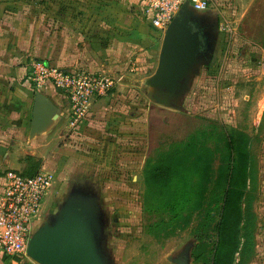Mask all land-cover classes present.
<instances>
[{
	"label": "rangeland",
	"instance_id": "374dc122",
	"mask_svg": "<svg viewBox=\"0 0 264 264\" xmlns=\"http://www.w3.org/2000/svg\"><path fill=\"white\" fill-rule=\"evenodd\" d=\"M67 1L75 6V0ZM143 2L132 11L137 27L149 26L147 34L131 38L128 71L134 68L133 75L98 98L112 106L113 132L109 130L102 142L90 145L81 142L78 129L74 131L68 123L65 134L68 132L69 138L52 135L34 147L44 154L36 157L42 163L36 171L46 168L56 175L34 233L46 224L53 226L66 212L83 211L107 237L104 251L108 264H214L219 240L216 227L222 219V203H218L215 191L221 167L230 160L226 138L236 130L241 134L237 139L242 157L236 188L243 190L244 197L243 220L235 227L239 246L232 264H264V79L257 81L251 69L264 59V0H219V8L199 12L202 19L194 24L201 30L204 47L188 74L186 89L168 103L157 100L156 95H165L146 84L158 67L165 33L147 24L140 13ZM62 4V0H0V8L19 11L21 31L26 32L27 26L31 31L35 25L28 77L36 93L42 91L35 90L32 83L33 64H51L44 52L49 37L58 39ZM125 16L121 22L131 19ZM226 20L230 21V31H223L222 21ZM135 42L140 46H134ZM143 58L148 63L139 61ZM144 65L147 71H140ZM228 82L243 90L226 91ZM235 98H239L238 106ZM235 108L240 109L242 118L233 115ZM190 144L210 149L212 163L205 166L200 176L204 178H198L203 194L196 195L190 221L179 218L176 222L169 205L147 198L146 175L149 167L165 162ZM49 161L54 165H48ZM164 170L171 171L165 165ZM209 213L214 220L213 231L207 235L201 230ZM201 243L206 244L202 254ZM4 261L38 264L29 256H5Z\"/></svg>",
	"mask_w": 264,
	"mask_h": 264
},
{
	"label": "crops",
	"instance_id": "0c3cea01",
	"mask_svg": "<svg viewBox=\"0 0 264 264\" xmlns=\"http://www.w3.org/2000/svg\"><path fill=\"white\" fill-rule=\"evenodd\" d=\"M141 1L75 0L73 6L67 0H62L57 29L58 41L54 35L49 37L44 56L52 65L62 68H87L113 78L115 86L123 85L124 81L133 75L134 70L131 68L128 71L131 63V38L135 35H145L149 29L148 25V28L137 27L136 22L132 20V11H137L133 10V7H137ZM1 12L6 14V17H3ZM18 12L14 7L0 8L3 17L1 20L0 16V177L8 170H21L26 174L36 173V169L42 166L41 160L36 157L42 158L41 155H44L42 150L34 148L37 147L36 144L46 142L52 135L63 137L65 140L69 138L68 132L65 134L69 123L67 102L63 95L50 89L43 91L42 94L55 105L59 118L46 130L31 136L36 92L33 91L28 77V58L33 52L31 46L35 44V25H32L31 31L29 26L26 32L21 31L18 27L20 26ZM125 14L131 18L129 22H121L122 18H126ZM138 44L135 42L134 46H140ZM139 61L144 64L148 60L143 58ZM235 67L237 68V65ZM147 69L148 67L144 65L139 70ZM251 69L257 76V81L264 79V59ZM234 88L243 90L229 82L224 89L232 91ZM258 93L257 91L255 94ZM238 99L233 100L236 106L240 103ZM97 100L92 109L95 117H90L78 128L79 140L89 142L90 145L102 142L104 135H107L109 130L110 132L114 130L110 122L115 123L110 112L112 106L105 104L103 99ZM233 115L236 119L242 118L239 108L233 110ZM33 153L34 155H31ZM53 161H49L48 165L53 166ZM103 237L108 242L107 237L105 235ZM0 264H6L1 253Z\"/></svg>",
	"mask_w": 264,
	"mask_h": 264
},
{
	"label": "built area",
	"instance_id": "2783aa9c",
	"mask_svg": "<svg viewBox=\"0 0 264 264\" xmlns=\"http://www.w3.org/2000/svg\"><path fill=\"white\" fill-rule=\"evenodd\" d=\"M219 0H144L142 11L150 27L165 33L186 4L197 11L219 8ZM230 31L229 20L222 21ZM35 90L61 92L68 100L69 127L76 131L92 115L95 100L106 96L116 82L113 78L80 68H62L37 61L33 64ZM56 175L42 170L34 176L8 170L0 177V253L11 259H24L40 213L53 187Z\"/></svg>",
	"mask_w": 264,
	"mask_h": 264
},
{
	"label": "water",
	"instance_id": "95a60500",
	"mask_svg": "<svg viewBox=\"0 0 264 264\" xmlns=\"http://www.w3.org/2000/svg\"><path fill=\"white\" fill-rule=\"evenodd\" d=\"M200 18V13L186 4L165 32L158 67L146 83L165 95L155 96L160 102L168 103L186 89L188 74L204 47L200 32L193 27L194 20ZM32 117L33 137L46 130L59 114L49 98L38 92ZM103 236L85 212H66L56 224H46L32 235L27 255L38 264H108Z\"/></svg>",
	"mask_w": 264,
	"mask_h": 264
},
{
	"label": "trees",
	"instance_id": "16d2710c",
	"mask_svg": "<svg viewBox=\"0 0 264 264\" xmlns=\"http://www.w3.org/2000/svg\"><path fill=\"white\" fill-rule=\"evenodd\" d=\"M237 135L241 134L233 130V133L226 138L225 146L230 160L228 163L224 162L221 167V174L218 177L219 187L215 191L218 203H222V219L216 227L219 240L213 259L214 264H232L233 256L239 246L235 227L243 220L241 201L244 195L243 190L236 188L242 170ZM212 155L210 149L190 144L167 158L165 162L160 161V164L149 167L146 175L147 198L156 199L162 206L169 205L176 222H179V218L186 222L190 221L196 195L203 194V184L198 182V178L203 174L205 166L212 163ZM164 165L170 167L171 171H165ZM37 173L24 174L34 176ZM203 178L204 176L200 177ZM204 218L201 231H205L208 235L213 231L214 215L209 213ZM204 250L206 244L201 243L200 253H204Z\"/></svg>",
	"mask_w": 264,
	"mask_h": 264
},
{
	"label": "flooded vegetation",
	"instance_id": "af4514ba",
	"mask_svg": "<svg viewBox=\"0 0 264 264\" xmlns=\"http://www.w3.org/2000/svg\"><path fill=\"white\" fill-rule=\"evenodd\" d=\"M205 21H206V20H205ZM207 22H208V21H207ZM207 22H206V23H207ZM198 23L203 24L202 21H201V22L199 21ZM203 25H204V24H203ZM193 27H194V29H195L196 31L201 32V30L198 28V26H196V24L193 23Z\"/></svg>",
	"mask_w": 264,
	"mask_h": 264
}]
</instances>
